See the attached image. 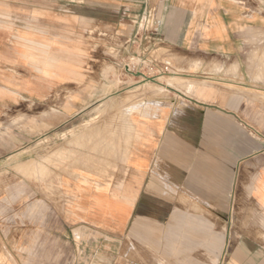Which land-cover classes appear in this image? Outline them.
I'll return each mask as SVG.
<instances>
[{
    "label": "crops",
    "instance_id": "0c3cea01",
    "mask_svg": "<svg viewBox=\"0 0 264 264\" xmlns=\"http://www.w3.org/2000/svg\"><path fill=\"white\" fill-rule=\"evenodd\" d=\"M263 27L264 0H0V159L76 114L94 39L172 58L189 86L133 106L122 160L62 179L63 209L5 182L0 264H264V102L222 85Z\"/></svg>",
    "mask_w": 264,
    "mask_h": 264
},
{
    "label": "rangeland",
    "instance_id": "374dc122",
    "mask_svg": "<svg viewBox=\"0 0 264 264\" xmlns=\"http://www.w3.org/2000/svg\"><path fill=\"white\" fill-rule=\"evenodd\" d=\"M94 41L95 51L100 55H94L90 68H97L99 74L94 76L86 92L78 93L81 105L76 114L46 129L14 155L0 159V190L5 182L12 180L14 188L17 186L20 191L21 184L17 181H24L34 197L37 193L51 200L60 196L63 209L66 199L62 179L74 177L75 172L79 174L86 165L111 170L122 158L110 153L122 147L118 144L117 134L123 135L124 131L127 134V130H123V120L126 118L125 124L130 127L128 116L133 106L169 98L182 100L184 94H188L186 79L182 78V72L172 58H164L161 63L140 60L131 52L118 55L111 44L103 42L101 46ZM233 71L240 86L222 85L253 93L264 102V27L251 30ZM138 72L144 75L140 76ZM59 97L57 93L51 94L50 104L44 112L46 119L58 115L60 108L55 105L60 104ZM128 143L126 140L123 146L127 148ZM110 170H99L93 175L108 178L114 174Z\"/></svg>",
    "mask_w": 264,
    "mask_h": 264
},
{
    "label": "snow or ice",
    "instance_id": "6c2138e0",
    "mask_svg": "<svg viewBox=\"0 0 264 264\" xmlns=\"http://www.w3.org/2000/svg\"><path fill=\"white\" fill-rule=\"evenodd\" d=\"M141 197H142V198H145V194H144V192H141Z\"/></svg>",
    "mask_w": 264,
    "mask_h": 264
},
{
    "label": "water",
    "instance_id": "95a60500",
    "mask_svg": "<svg viewBox=\"0 0 264 264\" xmlns=\"http://www.w3.org/2000/svg\"><path fill=\"white\" fill-rule=\"evenodd\" d=\"M137 74H138V75H140V76H142V74H141V73H139V72H138Z\"/></svg>",
    "mask_w": 264,
    "mask_h": 264
},
{
    "label": "built area",
    "instance_id": "2783aa9c",
    "mask_svg": "<svg viewBox=\"0 0 264 264\" xmlns=\"http://www.w3.org/2000/svg\"><path fill=\"white\" fill-rule=\"evenodd\" d=\"M166 64H168L167 62H166ZM139 73H141V72H139ZM142 75H144L143 73H141Z\"/></svg>",
    "mask_w": 264,
    "mask_h": 264
},
{
    "label": "bare ground",
    "instance_id": "6f19581e",
    "mask_svg": "<svg viewBox=\"0 0 264 264\" xmlns=\"http://www.w3.org/2000/svg\"><path fill=\"white\" fill-rule=\"evenodd\" d=\"M130 121V120H129ZM131 122V121H130Z\"/></svg>",
    "mask_w": 264,
    "mask_h": 264
}]
</instances>
